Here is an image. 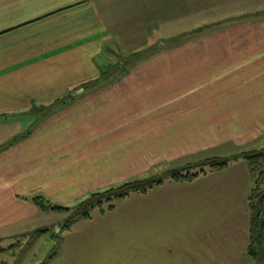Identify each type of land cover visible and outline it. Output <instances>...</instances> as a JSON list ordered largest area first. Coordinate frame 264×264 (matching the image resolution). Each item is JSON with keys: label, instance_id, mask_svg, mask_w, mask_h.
Wrapping results in <instances>:
<instances>
[{"label": "crops", "instance_id": "0c3cea01", "mask_svg": "<svg viewBox=\"0 0 264 264\" xmlns=\"http://www.w3.org/2000/svg\"><path fill=\"white\" fill-rule=\"evenodd\" d=\"M105 1L0 0V147L28 132L0 151L2 249L44 228L36 196L72 206L183 158L264 148L263 14L209 33L203 53L142 54L114 84L85 88L117 41ZM68 94L73 101L34 125L33 106ZM252 186L240 159L192 182L167 180L127 197L140 206L118 220L123 228L110 224L115 206L102 213L105 230L65 235L50 264H253ZM78 237L83 245L69 246ZM70 255L75 263L63 260Z\"/></svg>", "mask_w": 264, "mask_h": 264}, {"label": "rangeland", "instance_id": "374dc122", "mask_svg": "<svg viewBox=\"0 0 264 264\" xmlns=\"http://www.w3.org/2000/svg\"><path fill=\"white\" fill-rule=\"evenodd\" d=\"M103 7L105 10L103 16L111 25L110 31L117 39L115 44L109 45L110 51H105V57L110 60L105 63L107 65V67L105 65V70H108L109 74L106 79L107 82L112 84L126 76L124 70L122 71V66L125 68L131 64L129 63L130 59L134 61L144 54L194 53L196 49V52L203 53L205 40L209 33L221 29L204 30L207 26L210 27L213 24L224 22L225 26L230 27L243 21H250L248 19L258 16V13L259 15L264 14V0H109L104 2ZM127 68L129 71L131 70L130 67ZM261 144H263V141L254 143L247 150H261L263 149L260 147ZM225 153L228 154L229 151L223 152V154ZM196 157L186 158V160H183V158L177 163L164 164L161 169L159 167L151 170L148 174L133 179L163 178L166 172L173 169L170 168L173 165L185 166L199 163V161L210 156L202 153L198 158ZM239 159L243 160V158ZM134 201H136V198L133 197L116 201V211L119 214L116 215V218L112 217L110 219V224L118 223L117 228H123L124 223L121 224L118 220L128 216L130 209H136L137 206H140V202L136 203ZM49 203L53 205L50 201ZM76 204L64 207L73 209ZM91 216L89 220H73L70 226L66 228L65 223L69 214L42 211L37 219L41 220L39 226L48 229L47 232L39 234V230L32 232L28 228L23 230L21 235L14 238L12 242L4 243L7 248L16 243L14 250L9 252L8 262L10 264H50L55 253L60 251L61 241L63 242L65 235L108 228L105 223L107 221L105 220L106 216L99 209H95ZM62 223L64 227L58 229L56 225H62ZM124 241L123 245L131 244V239ZM70 245H83V240L78 237ZM87 255L83 253L80 257ZM31 259L32 261H30ZM63 260L68 263H75L76 261L71 255L63 258Z\"/></svg>", "mask_w": 264, "mask_h": 264}, {"label": "trees", "instance_id": "16d2710c", "mask_svg": "<svg viewBox=\"0 0 264 264\" xmlns=\"http://www.w3.org/2000/svg\"><path fill=\"white\" fill-rule=\"evenodd\" d=\"M257 15H259V13ZM224 24V22L213 24L210 27L207 26L204 30L220 29L225 26ZM135 60L138 59L136 58ZM131 61L133 62V59H131ZM122 70H125L124 66H122ZM108 75V70H105L101 73L99 79L90 81L83 86L85 88L93 87L98 83H102ZM74 98V96L68 94L63 98L55 100L50 106H40L39 108L33 106L30 109V114H32L35 118L34 125H36L41 119L59 110L62 105V107H64L69 104L74 100ZM26 135H28V132L14 137L9 142L3 144L0 147V151L18 143L19 140L24 138ZM239 158H243V160L247 163L250 174L253 178V186L248 197L250 221L247 254L254 261L253 264H264V148L261 150L243 151L230 157L214 156L205 158L204 160L199 161V163L197 162L185 165L182 168H176L179 169V172L174 173L170 170L165 173L163 178L145 177L129 180L103 190L92 192L87 198L78 202L73 209L58 205L53 206L42 196H36L32 199V201L42 211H54L69 214L65 223V227L68 228L73 220H89L92 217L91 213L95 209H99L101 213L111 211L115 208L116 201L123 200L133 194H147L153 188L163 185L167 181L166 179L171 182H192L201 175H206L209 172L227 168L232 161ZM47 230L48 229L43 228L40 229L38 233H45ZM15 246L16 245L13 244L6 249L0 248V252H10L14 250ZM3 264L8 263L5 262Z\"/></svg>", "mask_w": 264, "mask_h": 264}, {"label": "water", "instance_id": "95a60500", "mask_svg": "<svg viewBox=\"0 0 264 264\" xmlns=\"http://www.w3.org/2000/svg\"><path fill=\"white\" fill-rule=\"evenodd\" d=\"M172 172H174V173H176V172H179V169H174V170H172ZM56 225V224H55ZM63 226V223H62V225L61 224H57L56 225V227L58 228V229H60V227H62ZM64 227V226H63Z\"/></svg>", "mask_w": 264, "mask_h": 264}]
</instances>
